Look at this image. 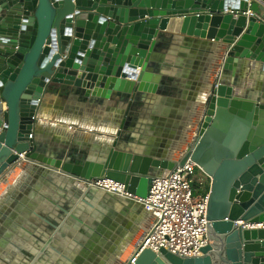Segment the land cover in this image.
<instances>
[{
    "label": "water",
    "instance_id": "95a60500",
    "mask_svg": "<svg viewBox=\"0 0 264 264\" xmlns=\"http://www.w3.org/2000/svg\"><path fill=\"white\" fill-rule=\"evenodd\" d=\"M246 9L237 0H0V187L16 169L30 167L47 179L56 173L111 180L144 198L163 170L190 161L210 182L209 244L196 258L137 249L113 264H264V229H243L264 223V20L230 13ZM166 35L220 44L212 88L226 101L215 108L209 98L194 139L174 145L179 153L187 145L179 161L173 154L134 153L135 140L123 130L125 120L134 118V98L168 90L160 53ZM245 62L257 65L259 76L248 88ZM59 92L109 106L127 104L124 119H115L114 139L80 156L75 143L51 153L35 132L36 118L42 98ZM19 190L26 193L25 186ZM96 191L88 189L90 195ZM42 255L35 253V259Z\"/></svg>",
    "mask_w": 264,
    "mask_h": 264
},
{
    "label": "crops",
    "instance_id": "0c3cea01",
    "mask_svg": "<svg viewBox=\"0 0 264 264\" xmlns=\"http://www.w3.org/2000/svg\"><path fill=\"white\" fill-rule=\"evenodd\" d=\"M250 5L257 11L254 15L264 20V0H250ZM166 36L159 45L164 60L161 74L167 79L168 90L134 98L129 111L134 118L125 120L123 130L128 129L135 140L134 153L173 154L177 155L174 161H179L187 145L181 153L174 145L183 144L186 138L190 142L194 139V129L211 96L215 108L224 99L217 97L212 88L219 77L220 66L214 60L220 44ZM245 63V77L240 72L237 75L244 77L243 84L248 88L259 83V76L253 69L257 65ZM241 93H247V89ZM115 103L109 106L101 100L82 101L72 94H49L40 101L35 132L51 153L66 150L71 143H75L78 156L99 150L102 143L114 139L111 134L119 125L115 119H124L128 110L127 104ZM120 143L125 146L126 142ZM33 172L30 167L18 168L0 187V212L4 211L0 264L123 263L136 251L153 222L152 216L129 198L100 191L94 192L96 197L76 179L56 173H50L52 179H47ZM29 179L34 182L29 184ZM23 186L25 194L19 190ZM41 251L43 255L35 259V253Z\"/></svg>",
    "mask_w": 264,
    "mask_h": 264
},
{
    "label": "built area",
    "instance_id": "2783aa9c",
    "mask_svg": "<svg viewBox=\"0 0 264 264\" xmlns=\"http://www.w3.org/2000/svg\"><path fill=\"white\" fill-rule=\"evenodd\" d=\"M237 1L246 2L247 9L242 13L230 12L234 18L242 15L246 18L254 17L256 22L263 21L254 15L250 8V0ZM225 104L226 101L223 99L222 103H217V107L223 108ZM196 169V164L188 161L182 166L165 171L161 177L152 181L144 198L129 194L124 185L111 180L72 179L78 181L85 189H98L121 198H129L140 204L152 216L153 222L137 247L140 251L148 249L158 254L163 249L181 258H196L200 256V250L209 244L207 237L209 193L194 194L192 177ZM245 227L250 230L264 229V223Z\"/></svg>",
    "mask_w": 264,
    "mask_h": 264
},
{
    "label": "trees",
    "instance_id": "16d2710c",
    "mask_svg": "<svg viewBox=\"0 0 264 264\" xmlns=\"http://www.w3.org/2000/svg\"><path fill=\"white\" fill-rule=\"evenodd\" d=\"M200 186H202L204 188H201V189L197 190L198 189V186L194 185V183L192 181V187H193V190H194V194H207V193H209V190H210V182H209V179L205 178L204 181L201 180V182L199 184V187Z\"/></svg>",
    "mask_w": 264,
    "mask_h": 264
},
{
    "label": "rangeland",
    "instance_id": "374dc122",
    "mask_svg": "<svg viewBox=\"0 0 264 264\" xmlns=\"http://www.w3.org/2000/svg\"><path fill=\"white\" fill-rule=\"evenodd\" d=\"M205 178L206 177L199 170H197V169L195 170V174L192 177V181H193L194 185L198 186L197 190L204 188L202 186L199 187V184H200L201 180L204 181Z\"/></svg>",
    "mask_w": 264,
    "mask_h": 264
}]
</instances>
